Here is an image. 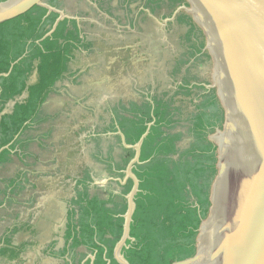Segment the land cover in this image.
Wrapping results in <instances>:
<instances>
[{
	"label": "trees",
	"instance_id": "obj_1",
	"mask_svg": "<svg viewBox=\"0 0 264 264\" xmlns=\"http://www.w3.org/2000/svg\"><path fill=\"white\" fill-rule=\"evenodd\" d=\"M59 16L57 11L49 12L47 7L33 4L25 12L0 22V115L10 101L27 94L15 101L11 112L1 116L0 165L23 142L25 130L41 118L48 94L70 69L76 52L93 44L80 36L78 26L70 28L67 18L55 26ZM180 17L188 22V33L192 34L197 29L193 19ZM175 62L178 69L183 59ZM35 69L38 78L29 83ZM173 103V98L165 100L151 93L141 100L119 99L114 103L108 128L116 134L110 141L97 138L100 148L102 142L108 144L98 159L105 164L110 179L93 191L89 171L76 178L64 243L58 246L56 240L48 245V252L63 258V264H121L115 257V248L124 234L128 195L135 185L134 178L127 176V169L136 157L134 146L143 136L139 159L132 166L139 185L130 237L122 253L130 264H174L201 254L207 232L211 238L216 189L225 176L222 147L207 135L211 128H223L226 101L218 87L205 100L208 111L191 114L188 121L194 140L183 150L177 145L183 133L167 128L169 122L174 124L175 112L179 115L181 110ZM198 106L202 108V104ZM117 142L121 150L116 157L113 148ZM20 229H6L0 256L10 261L20 258L28 244L14 243L13 235ZM81 247L83 252L79 251Z\"/></svg>",
	"mask_w": 264,
	"mask_h": 264
},
{
	"label": "rangeland",
	"instance_id": "obj_2",
	"mask_svg": "<svg viewBox=\"0 0 264 264\" xmlns=\"http://www.w3.org/2000/svg\"><path fill=\"white\" fill-rule=\"evenodd\" d=\"M40 1L62 12L69 27L78 26L80 36L93 44L76 52L70 69L48 94L41 118L0 165V243L13 226L21 228L14 243H28L19 259L0 256V264L64 263L48 252V245L64 243L76 178L89 171L93 191L110 179L98 159L108 144L104 141L100 148L97 138H114L116 132L108 126L115 102L141 100L148 93L173 98L181 110L167 128L183 133L177 143L183 150L194 140L188 118L207 110L205 100L223 86L218 55L193 0ZM180 16L193 19L197 29L192 34ZM177 59L183 62L175 69ZM224 126L208 130L207 138L220 142ZM119 146L117 142L113 148L116 157ZM205 241L207 245V237Z\"/></svg>",
	"mask_w": 264,
	"mask_h": 264
},
{
	"label": "water",
	"instance_id": "obj_3",
	"mask_svg": "<svg viewBox=\"0 0 264 264\" xmlns=\"http://www.w3.org/2000/svg\"><path fill=\"white\" fill-rule=\"evenodd\" d=\"M194 1L199 20L212 38L219 59L218 76L223 80L228 113L217 142L225 156V176L216 189L209 246L203 244L196 259L174 264H264V0ZM33 4L59 12L40 0H4L0 1V22ZM59 13L55 26L64 18ZM37 78L35 69L29 83ZM143 139L134 146L136 157L127 169L135 185L128 195L124 234L115 248L121 264H130L122 247L130 237L139 185L132 166L139 159Z\"/></svg>",
	"mask_w": 264,
	"mask_h": 264
},
{
	"label": "crops",
	"instance_id": "obj_4",
	"mask_svg": "<svg viewBox=\"0 0 264 264\" xmlns=\"http://www.w3.org/2000/svg\"><path fill=\"white\" fill-rule=\"evenodd\" d=\"M22 98H23V97L20 96V97L17 98L16 100H21ZM16 100H15V101H16ZM15 101H10V102L7 104V107H6V109L4 110L5 113H6V112H11V111H12V109H13V105L15 104ZM28 129H29V128H28ZM28 129H26L25 132H26ZM25 132H24V133H25ZM24 133H23V134H24ZM22 136H23V135H22ZM15 149H16V148H15ZM15 149H14V150H15ZM14 150H12V152H13ZM12 152H11V153H12Z\"/></svg>",
	"mask_w": 264,
	"mask_h": 264
},
{
	"label": "bare ground",
	"instance_id": "obj_5",
	"mask_svg": "<svg viewBox=\"0 0 264 264\" xmlns=\"http://www.w3.org/2000/svg\"><path fill=\"white\" fill-rule=\"evenodd\" d=\"M206 237L208 238V242H209V240H210V235H209V233L207 232V235H206ZM208 244V246H209V243H207Z\"/></svg>",
	"mask_w": 264,
	"mask_h": 264
}]
</instances>
